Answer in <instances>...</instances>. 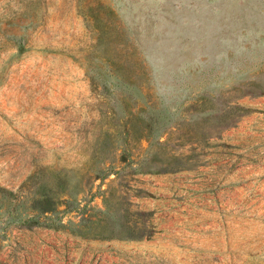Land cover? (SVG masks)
Returning <instances> with one entry per match:
<instances>
[{
	"label": "rangeland",
	"instance_id": "1",
	"mask_svg": "<svg viewBox=\"0 0 264 264\" xmlns=\"http://www.w3.org/2000/svg\"><path fill=\"white\" fill-rule=\"evenodd\" d=\"M0 264H264V0H0Z\"/></svg>",
	"mask_w": 264,
	"mask_h": 264
}]
</instances>
